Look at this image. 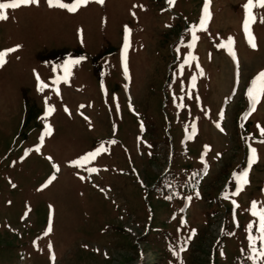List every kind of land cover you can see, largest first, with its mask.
<instances>
[{
	"label": "rangeland",
	"instance_id": "obj_1",
	"mask_svg": "<svg viewBox=\"0 0 264 264\" xmlns=\"http://www.w3.org/2000/svg\"><path fill=\"white\" fill-rule=\"evenodd\" d=\"M247 3L7 9L0 50L19 47L0 67V264H209L222 217L213 264H264L252 258L264 241L250 240L252 202L264 208V96L255 111L248 96L264 72V7L251 10L253 48Z\"/></svg>",
	"mask_w": 264,
	"mask_h": 264
},
{
	"label": "snow or ice",
	"instance_id": "obj_2",
	"mask_svg": "<svg viewBox=\"0 0 264 264\" xmlns=\"http://www.w3.org/2000/svg\"><path fill=\"white\" fill-rule=\"evenodd\" d=\"M39 0H0V20H6L8 19V15H7V9H16L19 8L21 5H30V4H35L38 3ZM49 5L50 6H58L61 8H66L71 12H76L77 9L81 6V5H85L89 2V0H75V3L73 4H65L62 2V0H48ZM97 2L99 3H103L104 0H97ZM170 3H174L175 0H169ZM210 2V0H209ZM255 6H260V7H264V0H248V3L245 5V7L248 9V13H249V17L248 20L245 22V31L248 32L249 34V43L251 44V46L253 48L256 47V44L254 42V37L251 35L250 33V29H249V24L250 22L254 21L255 17L252 15V8ZM206 11V15L204 17V19L201 21V28H205L208 19L210 18V14ZM134 15V13H133ZM128 32H130L129 29H126ZM193 39H198V37L195 36V32H193ZM234 43V41L231 40V38L229 39V41L226 44H222L220 45V47H228L231 51V46ZM190 47L194 46V44L189 45ZM19 47V45H17L14 48H8V49H4V50H0V67H3L4 64L7 62V56L16 51V49ZM127 48H128V44L127 42L125 43V53L127 52ZM234 55V52L232 53ZM79 61H69V65L74 64V63H78ZM186 64H190L191 60H185ZM125 69L127 70V65L125 64ZM66 70H67V66H66ZM181 73L183 72V65H181L180 68ZM37 78L39 79V77L37 76ZM195 80V77H193V81ZM195 86V84L193 83V87ZM42 87H47V85L42 84ZM248 96L251 100V104H252V110L255 111V107L256 104L260 101L261 97L264 96V72H261L256 78L255 80L252 82V87L249 89L248 91ZM180 99L182 100L183 97H180ZM179 107H183V105H178ZM53 111L52 108H49V114ZM262 134H264V129L261 130ZM110 143H115V141H111ZM107 149H105L103 146H101L100 148H98L96 151L94 152H90L88 153L85 157L80 158V161H76L74 163H81V162H89L92 159H95V157L97 155H99V153L101 151H106ZM252 152V156L251 159L249 161V163H253L255 162V160L257 159L256 156V149H251ZM90 171H97V169L93 168L90 169ZM236 176V179L239 181V184L241 186V190H242V186L246 183H248L247 180V176H248V171L245 170L242 174H234ZM55 177H53L54 179ZM51 182V181H49ZM46 186V185H45ZM237 195L239 193H236ZM235 203V202H234ZM252 214L254 216L259 217V229H260V233L261 235L259 237H250V240L252 241V244L255 243L256 239H260L261 241H264V208H257V204L255 201L252 202ZM252 224L249 225V230H251ZM49 231H51V229H49ZM253 251L256 252V249L253 248ZM254 260H259V259H264V248H262L261 250H259L258 255L252 257ZM54 259V257H53Z\"/></svg>",
	"mask_w": 264,
	"mask_h": 264
}]
</instances>
